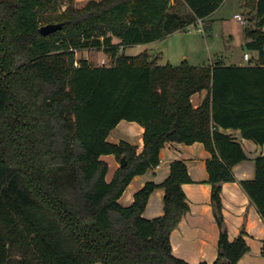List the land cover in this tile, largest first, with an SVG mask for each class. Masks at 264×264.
Segmentation results:
<instances>
[{
	"label": "trees",
	"instance_id": "16d2710c",
	"mask_svg": "<svg viewBox=\"0 0 264 264\" xmlns=\"http://www.w3.org/2000/svg\"><path fill=\"white\" fill-rule=\"evenodd\" d=\"M181 1L190 17L172 12V0H93L82 8L75 0H0V264H189L171 246L190 209L184 162H174L163 183H147L131 206L119 203L135 177L159 165L167 143L200 142L211 154L214 264H237L249 252L244 229L229 240L221 196L248 158L221 129L264 145V0L245 2L259 20L248 31L245 47L257 58L247 66H160L148 51L125 54L206 21L225 2ZM49 25L59 28L44 36ZM88 49H103L113 64L77 63L76 52ZM203 91L195 108L191 98ZM123 120L144 128L142 153L108 141ZM108 155L127 162L111 182ZM255 167V179L239 184L264 220V157ZM160 188L164 215L147 220Z\"/></svg>",
	"mask_w": 264,
	"mask_h": 264
},
{
	"label": "crops",
	"instance_id": "0c3cea01",
	"mask_svg": "<svg viewBox=\"0 0 264 264\" xmlns=\"http://www.w3.org/2000/svg\"><path fill=\"white\" fill-rule=\"evenodd\" d=\"M90 1L93 0H75V3L77 7L82 8ZM230 64L231 66H245ZM207 96L208 91L193 95L191 98L193 106L200 107ZM221 132L231 135L240 143L248 158L233 168L236 181L225 183L222 187L223 216L228 229V237L230 241H234L243 229L246 232L245 240L249 246V252L237 264H264L262 256L264 220L239 184L241 181L255 179V159L264 157V145L244 139L241 131L221 129ZM143 136L142 126L136 122L123 120L111 132L108 141L112 144L127 142L136 146L140 154L144 148ZM210 158L211 154L203 143L196 142L192 145L167 143L160 152L159 165L146 174L135 177L119 200L122 206H131L134 203L135 194L147 183H163L170 176L171 165L176 161L184 162L192 181L183 185L190 209L172 232L171 246L173 255L189 264H201L202 262L214 264L218 257L220 231L211 204L212 185L209 183L207 171V161ZM102 160L109 165L107 181L111 182L120 164L113 155L103 156ZM164 197L165 190L161 188L151 194L143 214L145 219L153 220L164 215Z\"/></svg>",
	"mask_w": 264,
	"mask_h": 264
},
{
	"label": "rangeland",
	"instance_id": "374dc122",
	"mask_svg": "<svg viewBox=\"0 0 264 264\" xmlns=\"http://www.w3.org/2000/svg\"><path fill=\"white\" fill-rule=\"evenodd\" d=\"M246 0H225L224 4L206 21L198 20L188 30L176 32L166 38L146 45L127 48L125 54L135 56L148 51L151 59H158L160 66H180L188 62L192 66H209L221 61L231 66L251 64L257 53L246 49L245 45L252 38L249 30H257L256 12L246 6ZM172 12L186 17L191 16L188 7L181 0H172ZM240 15L241 20L235 18ZM211 23L207 33L204 25ZM118 39H114L117 44ZM122 50L120 51V53ZM249 55V61L244 59ZM88 59L93 66H111L113 61L103 49H88L76 52V62Z\"/></svg>",
	"mask_w": 264,
	"mask_h": 264
},
{
	"label": "water",
	"instance_id": "95a60500",
	"mask_svg": "<svg viewBox=\"0 0 264 264\" xmlns=\"http://www.w3.org/2000/svg\"><path fill=\"white\" fill-rule=\"evenodd\" d=\"M59 28V26H54V25H49V26H45L41 29V32L44 36H48L52 33H54L57 29ZM126 160L123 158L121 160L120 166L123 167L126 165Z\"/></svg>",
	"mask_w": 264,
	"mask_h": 264
},
{
	"label": "built area",
	"instance_id": "2783aa9c",
	"mask_svg": "<svg viewBox=\"0 0 264 264\" xmlns=\"http://www.w3.org/2000/svg\"><path fill=\"white\" fill-rule=\"evenodd\" d=\"M235 18L238 19V20H241V16H240V15H235ZM245 59H246V60H249V56L246 55V56H245Z\"/></svg>",
	"mask_w": 264,
	"mask_h": 264
}]
</instances>
